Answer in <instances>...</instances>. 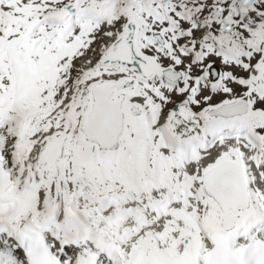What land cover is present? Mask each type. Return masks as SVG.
I'll use <instances>...</instances> for the list:
<instances>
[{
  "label": "snow or ice",
  "instance_id": "6c2138e0",
  "mask_svg": "<svg viewBox=\"0 0 264 264\" xmlns=\"http://www.w3.org/2000/svg\"><path fill=\"white\" fill-rule=\"evenodd\" d=\"M253 185L264 0H0V264H187Z\"/></svg>",
  "mask_w": 264,
  "mask_h": 264
},
{
  "label": "clouds",
  "instance_id": "9594fccd",
  "mask_svg": "<svg viewBox=\"0 0 264 264\" xmlns=\"http://www.w3.org/2000/svg\"><path fill=\"white\" fill-rule=\"evenodd\" d=\"M257 188L260 198L253 196L239 221L195 234L187 251V264H264V187L253 185V192ZM176 253L185 257L183 244Z\"/></svg>",
  "mask_w": 264,
  "mask_h": 264
}]
</instances>
